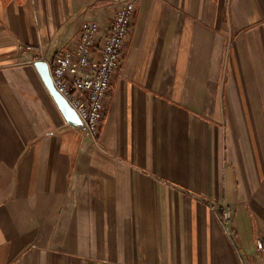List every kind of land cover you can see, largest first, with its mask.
<instances>
[{
  "label": "crops",
  "instance_id": "0c3cea01",
  "mask_svg": "<svg viewBox=\"0 0 264 264\" xmlns=\"http://www.w3.org/2000/svg\"><path fill=\"white\" fill-rule=\"evenodd\" d=\"M123 1L0 0V264L264 263V0H134L93 144L34 62Z\"/></svg>",
  "mask_w": 264,
  "mask_h": 264
},
{
  "label": "built area",
  "instance_id": "2783aa9c",
  "mask_svg": "<svg viewBox=\"0 0 264 264\" xmlns=\"http://www.w3.org/2000/svg\"><path fill=\"white\" fill-rule=\"evenodd\" d=\"M134 10L135 1L124 0L106 30L98 22L85 21L73 47L59 52L51 62L38 59L47 63L53 86L77 115L82 134L93 144L97 142L113 76L123 62ZM94 50L98 55L93 54ZM223 218H230L228 211ZM257 249H263L261 242Z\"/></svg>",
  "mask_w": 264,
  "mask_h": 264
},
{
  "label": "water",
  "instance_id": "95a60500",
  "mask_svg": "<svg viewBox=\"0 0 264 264\" xmlns=\"http://www.w3.org/2000/svg\"><path fill=\"white\" fill-rule=\"evenodd\" d=\"M34 66L39 73L44 85L46 86L47 90L49 91L50 95L52 96L59 110L64 116L66 122L72 126L78 127L79 119L77 115L53 86L47 63L45 61H36L34 62Z\"/></svg>",
  "mask_w": 264,
  "mask_h": 264
}]
</instances>
